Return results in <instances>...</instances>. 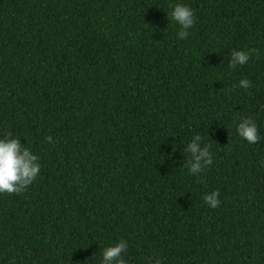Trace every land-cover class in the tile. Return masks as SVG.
<instances>
[{
  "label": "trees",
  "instance_id": "obj_1",
  "mask_svg": "<svg viewBox=\"0 0 264 264\" xmlns=\"http://www.w3.org/2000/svg\"><path fill=\"white\" fill-rule=\"evenodd\" d=\"M176 4L194 13L185 39ZM6 133L41 168L0 194V264H101L121 240L127 264H264V0H0ZM197 134L213 163L193 176Z\"/></svg>",
  "mask_w": 264,
  "mask_h": 264
},
{
  "label": "clouds",
  "instance_id": "obj_2",
  "mask_svg": "<svg viewBox=\"0 0 264 264\" xmlns=\"http://www.w3.org/2000/svg\"><path fill=\"white\" fill-rule=\"evenodd\" d=\"M170 7L173 10L167 15L180 27L177 33L178 38H187L189 36L188 29L195 24L193 11L181 4L170 5ZM254 54L258 55L256 49L234 50L230 53L231 58L228 67L235 69L238 65H245ZM251 86V81L246 78L239 81L240 88L247 90ZM233 87L235 88L236 85ZM236 130L238 135L249 144L258 143L260 140L257 125L249 117L242 118L237 124ZM45 140L50 144L53 143L51 136L45 137ZM203 140L204 137L197 134L185 149L190 156L184 166L193 176H200L213 163L212 153L209 151L210 144H203ZM40 168L39 157L21 143L20 139L13 138L11 133H6L4 138L0 139V194L19 195L25 192L38 177ZM198 182H204L202 176ZM219 195L218 190H213L203 196V201L210 208L215 209L220 205ZM127 247V242L124 240L119 241L114 246L106 247L102 253L101 264H127V261L122 258ZM149 264H163V261L157 256L151 258Z\"/></svg>",
  "mask_w": 264,
  "mask_h": 264
}]
</instances>
